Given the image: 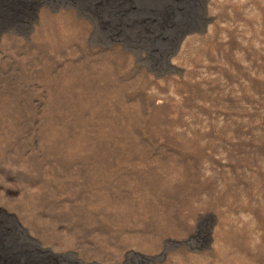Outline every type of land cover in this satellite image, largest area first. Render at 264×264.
<instances>
[{"label": "rangeland", "instance_id": "obj_1", "mask_svg": "<svg viewBox=\"0 0 264 264\" xmlns=\"http://www.w3.org/2000/svg\"><path fill=\"white\" fill-rule=\"evenodd\" d=\"M0 264H264V0H0Z\"/></svg>", "mask_w": 264, "mask_h": 264}]
</instances>
